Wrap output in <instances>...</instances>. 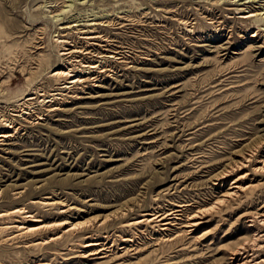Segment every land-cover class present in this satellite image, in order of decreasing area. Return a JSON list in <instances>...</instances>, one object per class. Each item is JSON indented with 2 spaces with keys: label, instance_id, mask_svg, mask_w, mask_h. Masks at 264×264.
<instances>
[{
  "label": "rangeland",
  "instance_id": "1",
  "mask_svg": "<svg viewBox=\"0 0 264 264\" xmlns=\"http://www.w3.org/2000/svg\"><path fill=\"white\" fill-rule=\"evenodd\" d=\"M263 9L264 0H0V116L16 120L28 94L56 93L57 40L86 48L78 32L96 30L106 43L92 49L108 61L59 96V110L35 108L16 132L0 122L13 134L0 144V264H229L252 235L242 217L264 215V38L250 39L263 23L243 19ZM239 177L249 189L221 203ZM179 207L165 233L146 216ZM18 209L79 229L22 236L7 227L40 224L10 214ZM196 214L205 224L189 235ZM102 249V259L89 255Z\"/></svg>",
  "mask_w": 264,
  "mask_h": 264
},
{
  "label": "bare ground",
  "instance_id": "2",
  "mask_svg": "<svg viewBox=\"0 0 264 264\" xmlns=\"http://www.w3.org/2000/svg\"><path fill=\"white\" fill-rule=\"evenodd\" d=\"M258 13L259 14L249 12L248 14L244 13L246 15H243V19L246 21L255 20V21H258L259 23H263L262 26H258L255 33L250 37V39H255V38H258L259 36H262L264 38V9ZM77 26L78 25H76V23H75L73 27H77ZM91 26H95V25H91ZM66 29H70V28H66ZM78 34H80V37L81 36L83 37V38H81V40L83 41V43H85L84 46L86 48L81 49V48H78L77 46L69 45L67 42H64V41L60 42V40H57V44L60 45V47L63 50V54L61 55V56H63V60H62V65L59 67V69L55 70L52 73V75H50L51 78L56 82V84H55L56 85V90H55L56 93L53 95H50L49 97L46 96L45 94H41V92H39V93L36 92V93L30 94V95L28 94L26 96V98L24 99L23 104L21 106H19L17 108V110L14 111L17 113L15 115L17 118L16 120L13 118H5L6 116L5 117L0 116V122L4 123V125L8 128L7 130H9V131L14 130V132L18 131L19 128H15L16 126H14L15 123L17 122V120L23 118L24 116H26V117L29 116L30 112H32V110H34L35 108L39 107L42 109H51V111L59 110L60 109L59 104H57V101L61 100V99H59V96H63L62 94H64V93H71L76 88L84 86L85 84H87L89 82V78H90L89 76L91 74L96 73L98 70H100L99 73H105V70H103V69L107 66L108 61H106L105 56H99V55L96 56L94 54L93 49H92L93 46H98L99 44L106 43V41L104 40V36L101 37L99 35V33H97L96 30L79 31ZM220 37L222 38L223 35H221ZM74 45H75V43H74ZM109 58H111V60H112V58L115 59V57H109ZM73 95H75V94H73ZM33 101H35V102H33ZM54 106H56V107H54ZM12 137H13V134H11L9 132L0 133V144H2V142L9 141ZM258 159H259L258 160L259 166L256 168V170L259 172L260 171L263 172L264 171V155ZM245 162H249V161L246 160ZM244 177H239L238 179L233 181V183H231V187H230L229 191L223 195V197L221 199L222 200L221 203L227 204L231 200L238 198L240 192H244V191L249 189V187L244 188L241 185H239L240 184L239 180H241ZM221 182H223V181H221ZM179 208H180L179 210H176V211H174V213H171L168 215L156 214V215H146V216L151 217V220L149 222L163 221L164 224L162 226H164V233H165V231H167L170 226H173L172 224H173L174 220H179L178 218H181L183 216L184 211L182 210V207H179ZM25 209L14 210L10 214L14 215V216L26 215L24 217L26 219H28V222L40 224L41 221L38 219H35V217L30 215L31 213L28 214L27 211H25ZM65 213H66V211L63 210V212H61L60 214H65ZM202 214H204V213H202ZM7 215H9V214H7ZM200 215L201 214H196V215H193L187 219L188 222L184 228L186 229V231L189 235L193 234L197 227L205 224L203 222V218H202L203 216L201 217ZM3 216H5V215H0V218ZM242 218L249 219L247 221V223L249 224L248 228L253 229L252 235L249 239H247L243 242L241 241L242 243L239 244L234 250H232L229 253V257H230L229 258V260H230L229 264H264V260L258 261L259 259H257V255H256L259 251L264 250V215H258L257 214L254 216H243ZM18 219H17V223H14L16 225L11 224L8 227L7 226L6 227L9 229H13V228L18 229L21 232L20 235H22V236L28 235V234H38V233H41V232H44V231H47L50 229H54V228L55 229L56 228L63 229L64 230L63 234L66 235V234H70L71 232H73L74 230H76L78 228L77 224L68 223L69 221L62 222V223H56V224H52V225L40 224L38 226H36V225L35 226H25L28 223L18 222L19 221ZM142 222H144V221H138L134 224L140 225ZM60 238H61V235H57V236L54 235V236H50L47 238H40L36 245H46L49 242L56 241ZM131 241H129V242H131ZM99 246H100L99 244H87L85 248L91 249V248H95V247H99ZM96 250L91 251L89 253V255L90 256H95V255L100 256L101 259L104 258L102 255L105 254V252H104L105 249H102L100 251H96Z\"/></svg>",
  "mask_w": 264,
  "mask_h": 264
}]
</instances>
